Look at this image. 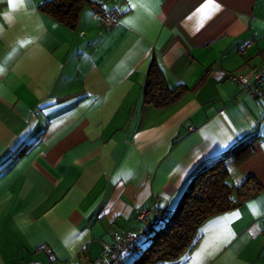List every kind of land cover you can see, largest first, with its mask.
Masks as SVG:
<instances>
[{
  "label": "crops",
  "instance_id": "0c3cea01",
  "mask_svg": "<svg viewBox=\"0 0 264 264\" xmlns=\"http://www.w3.org/2000/svg\"><path fill=\"white\" fill-rule=\"evenodd\" d=\"M46 1L0 0V264H90L218 159L228 185L246 183L238 204L159 264H264V82L228 79L251 85L264 63V0H85L73 27ZM153 59L187 88L167 106L143 100Z\"/></svg>",
  "mask_w": 264,
  "mask_h": 264
},
{
  "label": "trees",
  "instance_id": "16d2710c",
  "mask_svg": "<svg viewBox=\"0 0 264 264\" xmlns=\"http://www.w3.org/2000/svg\"><path fill=\"white\" fill-rule=\"evenodd\" d=\"M84 1L48 0L40 6V10L54 20L73 27ZM186 91L187 88L183 85H177L173 89L168 88L156 61L153 59L150 62L143 91V100L146 104L154 107L167 106L179 99ZM249 149V145L239 142L228 152L236 151L235 156L240 157V159H234L237 164L247 157ZM24 151L23 147L16 152L15 156ZM227 177L228 170L222 159H218L198 172L186 187L175 208L171 210L164 225L152 228L142 237V239L147 238L148 243L139 250L130 264H159L176 259L189 249L203 221L238 204V200H232L231 195L243 189L246 183L240 187L230 186L226 182Z\"/></svg>",
  "mask_w": 264,
  "mask_h": 264
},
{
  "label": "built area",
  "instance_id": "2783aa9c",
  "mask_svg": "<svg viewBox=\"0 0 264 264\" xmlns=\"http://www.w3.org/2000/svg\"><path fill=\"white\" fill-rule=\"evenodd\" d=\"M94 15L105 26L111 29L119 22L120 13L116 9H100L96 10ZM247 47V45H246ZM228 79L232 82L240 84L247 92H253V86L264 82V63L254 72L252 84L243 81L238 73H228ZM171 210L164 207L156 206L146 207L138 211L136 220L141 223L137 232H126L123 235L113 234L112 243L105 244L101 254L93 259L90 264H119L125 259V256L131 250L137 247V244L143 236L148 234L154 227H162L165 220L169 217ZM261 232L264 239V212L261 216Z\"/></svg>",
  "mask_w": 264,
  "mask_h": 264
},
{
  "label": "rangeland",
  "instance_id": "374dc122",
  "mask_svg": "<svg viewBox=\"0 0 264 264\" xmlns=\"http://www.w3.org/2000/svg\"><path fill=\"white\" fill-rule=\"evenodd\" d=\"M148 243V239L146 238H143L141 243H139V249L138 250H141L142 248H144L146 246V244Z\"/></svg>",
  "mask_w": 264,
  "mask_h": 264
},
{
  "label": "snow or ice",
  "instance_id": "6c2138e0",
  "mask_svg": "<svg viewBox=\"0 0 264 264\" xmlns=\"http://www.w3.org/2000/svg\"><path fill=\"white\" fill-rule=\"evenodd\" d=\"M10 2H11V0H10Z\"/></svg>",
  "mask_w": 264,
  "mask_h": 264
}]
</instances>
